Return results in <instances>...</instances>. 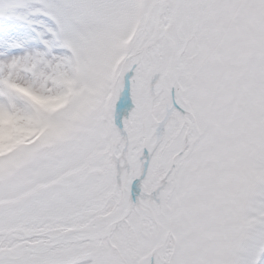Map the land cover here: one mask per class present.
I'll return each instance as SVG.
<instances>
[{
	"label": "snow or ice",
	"instance_id": "6c2138e0",
	"mask_svg": "<svg viewBox=\"0 0 264 264\" xmlns=\"http://www.w3.org/2000/svg\"><path fill=\"white\" fill-rule=\"evenodd\" d=\"M0 264H264V0H0Z\"/></svg>",
	"mask_w": 264,
	"mask_h": 264
}]
</instances>
